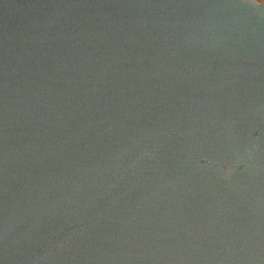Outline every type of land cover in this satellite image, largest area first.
Returning a JSON list of instances; mask_svg holds the SVG:
<instances>
[{
	"label": "water",
	"instance_id": "obj_1",
	"mask_svg": "<svg viewBox=\"0 0 264 264\" xmlns=\"http://www.w3.org/2000/svg\"><path fill=\"white\" fill-rule=\"evenodd\" d=\"M0 264H264V0H0Z\"/></svg>",
	"mask_w": 264,
	"mask_h": 264
}]
</instances>
